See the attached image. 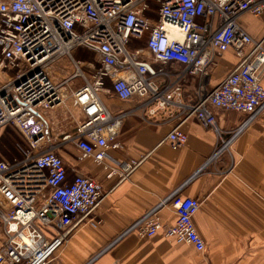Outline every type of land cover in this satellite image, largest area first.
I'll use <instances>...</instances> for the list:
<instances>
[{
	"label": "built area",
	"instance_id": "obj_1",
	"mask_svg": "<svg viewBox=\"0 0 264 264\" xmlns=\"http://www.w3.org/2000/svg\"><path fill=\"white\" fill-rule=\"evenodd\" d=\"M244 13L262 15L264 0H0V132L14 125L22 142L19 156L0 159V194L9 205L0 208V264H49L104 199L94 178L68 176L58 151L72 143L80 159L104 162L110 148L120 147L115 138L124 114H112L102 92L147 98L160 109L180 106L182 119L164 138L173 148L186 144L181 125L193 117L221 134L212 108L246 114L243 124L264 109V42L239 24ZM229 49L237 64L208 89L209 65ZM78 52L93 59L76 58ZM157 64L200 74L196 101L184 103L181 76ZM76 80L83 82L78 88ZM63 106L65 121L52 129L49 113ZM137 165L121 162L118 174L129 176ZM168 199L175 222L164 226L151 212L135 224L138 236L163 229L203 252L193 221L200 200L179 192Z\"/></svg>",
	"mask_w": 264,
	"mask_h": 264
},
{
	"label": "crops",
	"instance_id": "obj_2",
	"mask_svg": "<svg viewBox=\"0 0 264 264\" xmlns=\"http://www.w3.org/2000/svg\"><path fill=\"white\" fill-rule=\"evenodd\" d=\"M239 24L264 42V13H244ZM237 62L233 49L217 57L208 67L207 88L216 87ZM157 68L174 79L181 76L184 103L196 101L200 74L183 64ZM262 81L264 85V77ZM102 94L112 114H124L115 138L120 147L110 148L104 162L80 159L72 143L58 151L69 177L81 173L94 178L105 197L50 264H264V109L243 124L246 114L212 108L221 134L193 117L181 125L186 144L173 148L164 138L182 119L180 106L160 109L147 98L122 100L110 90ZM56 114L49 113L52 129ZM124 161L138 163L129 176L118 174ZM173 192L200 200L193 221L205 242L203 252L166 236L163 229L143 238L134 229L151 212L160 215L164 226L173 224L176 213L168 199ZM0 208L9 209L1 194ZM3 240L0 217V247Z\"/></svg>",
	"mask_w": 264,
	"mask_h": 264
},
{
	"label": "rangeland",
	"instance_id": "obj_3",
	"mask_svg": "<svg viewBox=\"0 0 264 264\" xmlns=\"http://www.w3.org/2000/svg\"><path fill=\"white\" fill-rule=\"evenodd\" d=\"M142 43L144 44L145 42L141 41L139 43L133 44V46H140V45H142ZM87 55L88 56H85L81 52H78V53H76V58L83 57L84 60H88L89 58L93 59L92 53H88ZM60 66H61L60 63H55L53 65V69L58 70ZM63 66L65 67V65H63ZM82 84H83L82 81L76 80L73 87L78 88ZM106 87L108 88L109 84H106ZM102 96L104 97L103 94H102ZM106 103H108V102H106ZM69 107H70V104H69ZM109 107L111 109L112 104H109ZM67 110H68L67 107L63 106L56 111V113L58 114V118H56V122L58 121L57 123L59 126L62 123H64V121H65V119H64L65 112L64 111H67ZM57 114H56V116H57ZM2 130L3 131L0 132V159H2V158L9 159V158H12L14 156H19L22 153V150H19V145L22 144L21 138H20V132L16 129V127L14 125L6 126ZM64 130L65 129L61 128V127L59 129V131H64ZM5 152H7L6 155H5Z\"/></svg>",
	"mask_w": 264,
	"mask_h": 264
},
{
	"label": "trees",
	"instance_id": "obj_4",
	"mask_svg": "<svg viewBox=\"0 0 264 264\" xmlns=\"http://www.w3.org/2000/svg\"><path fill=\"white\" fill-rule=\"evenodd\" d=\"M6 151V150H5ZM7 154V152H5V155Z\"/></svg>",
	"mask_w": 264,
	"mask_h": 264
},
{
	"label": "bare ground",
	"instance_id": "obj_5",
	"mask_svg": "<svg viewBox=\"0 0 264 264\" xmlns=\"http://www.w3.org/2000/svg\"><path fill=\"white\" fill-rule=\"evenodd\" d=\"M177 35V33H175Z\"/></svg>",
	"mask_w": 264,
	"mask_h": 264
}]
</instances>
